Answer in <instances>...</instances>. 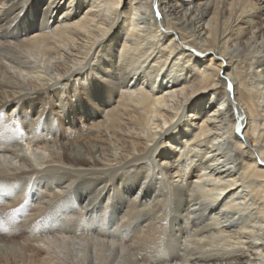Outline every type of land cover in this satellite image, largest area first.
<instances>
[{
  "label": "bare ground",
  "instance_id": "6f19581e",
  "mask_svg": "<svg viewBox=\"0 0 264 264\" xmlns=\"http://www.w3.org/2000/svg\"><path fill=\"white\" fill-rule=\"evenodd\" d=\"M0 264H264V0H0Z\"/></svg>",
  "mask_w": 264,
  "mask_h": 264
},
{
  "label": "rangeland",
  "instance_id": "374dc122",
  "mask_svg": "<svg viewBox=\"0 0 264 264\" xmlns=\"http://www.w3.org/2000/svg\"><path fill=\"white\" fill-rule=\"evenodd\" d=\"M38 246H40V248L46 250V248L43 245H38Z\"/></svg>",
  "mask_w": 264,
  "mask_h": 264
},
{
  "label": "snow or ice",
  "instance_id": "6c2138e0",
  "mask_svg": "<svg viewBox=\"0 0 264 264\" xmlns=\"http://www.w3.org/2000/svg\"><path fill=\"white\" fill-rule=\"evenodd\" d=\"M159 15H160L159 12H157V16L158 17H159ZM190 51H192V50H190ZM229 88L231 89V85H229Z\"/></svg>",
  "mask_w": 264,
  "mask_h": 264
}]
</instances>
